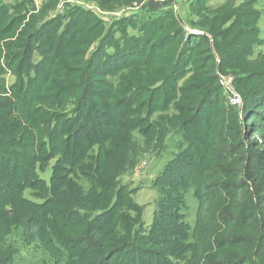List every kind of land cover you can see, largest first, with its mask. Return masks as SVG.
<instances>
[{
	"label": "trees",
	"instance_id": "1",
	"mask_svg": "<svg viewBox=\"0 0 264 264\" xmlns=\"http://www.w3.org/2000/svg\"><path fill=\"white\" fill-rule=\"evenodd\" d=\"M114 1L97 0L102 6L114 5ZM14 4H0V76L5 67L16 78L8 87L10 97L0 99V264H14L15 248L1 240L11 226L22 228L26 240L38 239L51 253L52 264H111L115 257L119 259L116 264H264V188H254L264 173V147L250 140V133L259 131L264 146V51L254 52L264 40L259 38L254 0L238 5L229 1L213 9L205 7L203 0H195L193 11L200 10L197 17L212 22L208 27L198 23L202 34L186 35L172 8L153 5L152 10L121 16L99 35L97 17L77 4L65 7L61 15L41 20L29 12L25 0ZM23 9V13L15 11ZM129 28L134 33H128ZM181 33L182 39L176 41ZM95 39L97 43L87 53ZM225 67L236 75L243 125L253 128L247 115L261 123L250 133L245 131L249 136L241 172L250 169L251 182L215 184L213 192L205 194L208 155L198 152L188 158L185 148L166 164L161 174L166 183L159 178L163 192H168L165 184H169V204L181 201V188L189 187L215 202L205 221L207 218L221 230V236L208 241L197 261L184 254L188 233L176 226L178 220H172L170 226L156 221L151 233L157 238L150 239L162 248L163 241L172 244L166 250L180 259L160 248L144 246L140 228L124 238L125 242L105 248V242H112L108 241L109 228L124 217L117 210L118 199L124 203V195L116 193L122 188H115L114 179L129 156V149L125 152L121 145L128 140L126 132L134 127L133 121L141 126L138 114L145 107L148 113L153 105L165 106L178 90L184 103L174 105L180 115L166 117L168 123H177L174 128L183 130L190 121L186 125L194 134L190 142L205 143L211 132L207 130L222 118V106H217L224 97L216 80L217 72ZM148 68L153 73L145 76L143 69ZM186 74L188 78L179 85ZM114 75L120 78L117 85L108 79ZM230 112L225 111V116ZM168 123L157 121V132L154 128L148 133L158 134L160 127L161 139L169 131L165 132ZM230 136L235 139L234 133ZM192 148L195 152V145ZM233 153L228 149L225 156ZM48 165L51 175L47 183L37 169ZM85 179L90 186L82 192L77 181ZM25 188L34 189L40 199L24 197ZM243 191L254 196L255 205L243 211L231 229L227 213L232 211L224 210L221 200ZM86 199L91 200L89 206L83 205ZM246 229L252 235L237 236V244L231 248L233 233L243 235ZM227 244L230 248L224 249Z\"/></svg>",
	"mask_w": 264,
	"mask_h": 264
},
{
	"label": "rangeland",
	"instance_id": "2",
	"mask_svg": "<svg viewBox=\"0 0 264 264\" xmlns=\"http://www.w3.org/2000/svg\"><path fill=\"white\" fill-rule=\"evenodd\" d=\"M45 1L46 0H25L27 3L25 5H27L30 13H34V15L41 20L46 17L49 18L52 15L55 16V14L61 15V13L65 11V7L73 5L72 3H67L68 1H72L74 3L78 2L77 5L81 6L85 10L91 11L99 20L97 28V30H99V35L100 32L103 34L105 31L109 30L111 24L121 16L129 17L131 15H137L142 9L149 8L152 10L153 5L158 6L159 4L157 0H115L114 5L109 4L107 6H102L99 2H97V0H47V2L44 3ZM259 1L260 0H254L253 6L256 11H258L259 15L257 22L258 28L261 15L264 14V11H262L258 6ZM20 2H22V0H1L0 4L5 5V7L8 5L11 7L14 3V5H16ZM137 4L138 6H136ZM166 8H172L174 14H176L177 9L174 11L172 5ZM197 10L198 9L196 8V10L193 11V6H191L189 12L187 13L186 20H181L178 16V22L183 27L184 35L188 33L186 28H198L197 30H199L201 29L200 26L206 25V27H208L211 25L212 21H201V19L197 17L198 15L196 12L200 11ZM15 11L23 13L24 9L22 11ZM203 11L205 10H202V12ZM198 23H200V26ZM128 33L132 34L134 33V30L129 28ZM262 33L259 28V38L263 41L264 36L262 37ZM183 34L181 33V35L176 38V41L178 39L180 41ZM117 35L119 36L118 33ZM95 43H97V40L88 47L87 53H89ZM257 51H264V42H261L254 47V52ZM216 58L218 59L217 56ZM37 59L38 55L37 53H34L33 60L36 61ZM213 60L216 61L215 59ZM0 62H2L1 59ZM223 69L224 71L217 72L216 81L220 85V79L232 76V88L240 96L241 105H231L227 101V98L222 90L224 100L218 103V105L220 104L222 106V118H218V120L216 119L215 122L212 123V126L207 130L211 132L210 134L208 133L207 141L205 143L200 145L196 140H192V142H190V139H193L194 137L193 131L187 127L190 126V121L186 122L183 130L174 128L177 127L175 126L177 123H168L166 117H176L180 115L175 110L174 105L184 103V101L180 98L178 90L175 92L176 97L170 99V102H168L165 106L163 104L162 107L157 106L155 108L156 105H153L150 107L148 113L146 112L145 107L142 112L138 114L141 118V126H136L135 120L133 121L134 127L131 128L130 131L126 132L129 134L128 140L124 141L121 145L122 150L125 152L129 149V156L125 158V165L120 170V172H122H119L120 174L118 173L119 175L117 174L114 179V181L118 183L115 188H122L116 193H120L122 191L124 195L122 198L124 203L118 199L117 205L118 213L122 214L124 217L121 218L114 226L109 228L107 233L108 241L111 240L112 242H105V248H111L119 242H125L124 238L130 237L137 230V228H140V235H142L141 239L146 240L144 246L156 249L160 248L163 250H161L162 252L171 255L170 251L166 250V247L173 245L163 241L165 248H162L161 245L155 244L154 241L150 239V236L153 237V239H156L157 237L155 234L151 233V229L156 221L164 222V224H168V226H170L172 220H178L180 224H176V226L184 229L188 233L187 239L183 241L184 254H186L191 260L197 261L199 260V255H201L202 251L208 248V241L213 240V236H221V230L216 229L215 226H211L207 218L205 221L207 210L210 211V206H216L217 204L215 202L208 201L207 198L202 197L201 191L196 193L193 187H189L187 189L181 188V201L177 200L176 202L169 204L166 202V196L172 194L168 188L169 184H165V189H168V192H163L162 189H160L159 178H161V174L166 164L171 162V159L185 148V155L188 158L198 152H203L208 155L206 161L204 162V174H206V180L204 182L205 194L213 192L212 188L215 184L219 186L234 183L236 186H242L248 181L251 182V170L247 169V171H241L244 170V165L246 163L245 149L247 148V137L249 136L251 129L254 130L256 127H259L261 123L258 118H252L247 115L245 119H248V121L246 120L248 124L253 123V128L245 127L243 125L241 120L242 97L235 84V72L230 67H225ZM143 73H145V76H150L146 73H153V71L148 68L143 69ZM118 75L111 76L108 79H110L114 85H117L120 81L119 77L116 78ZM0 78L2 79V84L4 86V89L0 90V99L5 97L9 98L10 92H8V87L13 83L14 79H16L14 72L12 69L4 67V71L2 72ZM187 78L188 75L186 74L179 80L178 84L180 85V83ZM123 92L126 93V91ZM220 105L217 107H220ZM228 109L231 110L230 113H232V116L230 113L225 116L224 113ZM145 113V119H142ZM230 118H232V121L236 122H230ZM157 121L164 125H166L165 122L169 124L168 129L166 128L165 132L167 130L169 131H167L162 137L163 132L161 134V139L160 131L162 128L160 127H158V134L148 133V131L156 127ZM149 122L152 123L153 126H150ZM247 130L249 133L245 136V131ZM155 132H157V128H155ZM233 133L236 140L233 139L232 136L228 138V135H233ZM250 134H252L250 140L257 141L260 144V147L262 146L263 148L264 146L262 145L263 138L261 137V132L255 131ZM224 137H226V139ZM236 141L238 143L236 149L241 148L238 152H236L234 147ZM192 144L196 147L195 152L192 148ZM228 149H233L234 153L231 157L225 156ZM37 171L39 176L48 183L51 175V165L46 166L42 170L37 169ZM243 176L244 180H242ZM87 181L90 180L85 179L77 181V183L82 186V192H85V189L90 186ZM123 184H125V186ZM248 187L250 188V186ZM170 188L172 187L170 186ZM254 188L256 191L257 189L264 188V173H261L258 182L254 184ZM33 193H35L34 189L25 188L23 195L27 199L38 201L40 198L35 196ZM199 200L202 201V206H200ZM90 204L91 200L89 199L83 201V205L85 206H89ZM254 205V196L248 195L245 191L234 197L231 196L221 200V206L223 209L232 211L231 213H227L230 217L229 222L231 221L233 223L230 224L231 229H235V223L238 222L237 218L241 217L244 213L243 211L252 208ZM98 211L99 210L96 212ZM252 233L253 232H251L250 229L244 230L243 235L233 233L232 241L235 242L232 244L231 248L237 244L235 239L237 236L250 237ZM192 234L194 235L193 238ZM1 240L5 241L6 245H12L15 248L14 264H52L50 262L51 253L46 251L47 249L43 246H40L38 239L35 238L26 240L24 230L20 227L11 226L8 232L1 237ZM252 244H254V241H252ZM225 248L229 249L230 245H225L224 249ZM54 253L55 251L53 250V254ZM171 256L173 258L176 257L180 259L179 256ZM118 261V257H115L111 264H116ZM59 264L64 263L61 261Z\"/></svg>",
	"mask_w": 264,
	"mask_h": 264
},
{
	"label": "crops",
	"instance_id": "3",
	"mask_svg": "<svg viewBox=\"0 0 264 264\" xmlns=\"http://www.w3.org/2000/svg\"><path fill=\"white\" fill-rule=\"evenodd\" d=\"M195 0H163V1H158V7L166 8L172 7L177 9L176 15L179 16L181 20H186L187 13L189 12V9L191 6H193ZM233 2L234 5H238L239 3L243 2L244 0H203L204 6L208 8H217L224 4L225 2ZM258 6L261 8L262 11H264V0H260L258 3ZM177 7V8H175ZM259 28L262 33V37L264 36V14L261 15V18L259 20Z\"/></svg>",
	"mask_w": 264,
	"mask_h": 264
},
{
	"label": "built area",
	"instance_id": "4",
	"mask_svg": "<svg viewBox=\"0 0 264 264\" xmlns=\"http://www.w3.org/2000/svg\"><path fill=\"white\" fill-rule=\"evenodd\" d=\"M157 1H163V0H157ZM67 3L77 4L78 2L74 3L72 1H68ZM136 6H138V4ZM186 30H187L188 33H193V34H202L203 33L200 30L192 29V28H186ZM232 81H233V77L232 76L223 77L222 79H220V85H221V88L223 90L224 95L227 98V101L231 105L239 106V105H241L240 104V96L233 90Z\"/></svg>",
	"mask_w": 264,
	"mask_h": 264
}]
</instances>
